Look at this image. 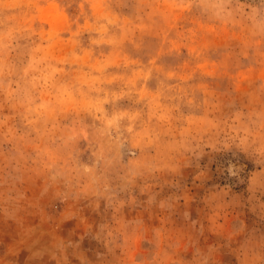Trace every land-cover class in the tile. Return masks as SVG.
<instances>
[{
	"label": "clouds",
	"instance_id": "clouds-1",
	"mask_svg": "<svg viewBox=\"0 0 264 264\" xmlns=\"http://www.w3.org/2000/svg\"><path fill=\"white\" fill-rule=\"evenodd\" d=\"M0 264H264V0H0Z\"/></svg>",
	"mask_w": 264,
	"mask_h": 264
}]
</instances>
